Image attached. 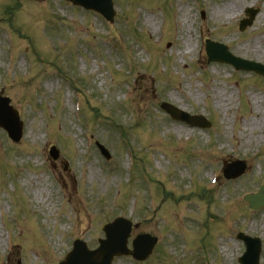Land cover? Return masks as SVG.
<instances>
[{
	"label": "rangeland",
	"instance_id": "obj_1",
	"mask_svg": "<svg viewBox=\"0 0 264 264\" xmlns=\"http://www.w3.org/2000/svg\"><path fill=\"white\" fill-rule=\"evenodd\" d=\"M169 1L174 11L178 10V0ZM169 1L114 0L117 15L109 22L65 0H0V94L10 97L25 122V135L19 143L0 132V165H9L0 169V177L4 180L11 172L15 191L28 194L33 207L44 212L48 209L35 201L34 191L37 185L48 188L45 195L54 202V209L62 206L66 221L62 225L58 217L57 223L49 219L43 224L50 235L45 237L57 244L59 252L72 237L91 246L98 244L97 238L104 236L102 224L126 209L125 213L139 222L133 236L147 231L158 236V243L145 261L123 255L116 256L113 264H203L206 259L209 264H240L245 245L237 239L239 231L262 237L260 264H264V208L252 210L244 199L246 193L257 192L264 183V79L236 72L228 64L209 63L205 50L206 39L220 40L233 53L264 63V57L253 48L254 42L263 43L264 52V0L240 4L232 23L224 17L216 23L210 20L212 13L222 8L221 3L231 0H182L190 11L191 31L182 30L176 36ZM144 4L159 12L160 29L146 25V15L152 10ZM252 6L259 7L261 13L241 32L239 21L246 7ZM202 8L205 17L201 16ZM189 37L193 53L182 56L179 52L185 50ZM163 39L171 44H157ZM127 62L134 72L127 70ZM13 64L17 66L13 68ZM68 78L82 87L92 105L101 107L93 108L97 117L87 111V130L73 116V87ZM126 87L132 89L129 99L124 97ZM253 97H261V102L255 104ZM163 101L193 114L204 113L213 121L212 127L191 128L172 120L161 109ZM89 104L85 99L84 108ZM255 122L261 128H254ZM87 131L92 134L91 144L83 138ZM121 131L125 138L118 137ZM97 140L112 150V161L102 157L94 145ZM238 141L242 145L238 146ZM52 144L60 150L56 160L49 157ZM129 146L135 147L138 158L133 174L126 171L130 168L125 155ZM229 153H240L238 159L248 165L234 180L225 178L220 170L225 162L237 159ZM151 167L163 174L151 173ZM90 168L95 169V176L89 174ZM213 172L219 176L214 188L209 184ZM140 173L145 180L152 176L157 186H145ZM37 177L40 183L36 185ZM191 177L196 178V185L189 183ZM172 180L178 188L169 193L174 188ZM158 188L168 193L162 195ZM136 189L141 192L136 193ZM151 192L157 202L161 201L157 209L148 208ZM11 196L0 182L3 238L5 230L12 227L5 221L12 212L22 226V247L15 248L11 264H55L52 253L42 252L49 246L43 249V233L34 224L25 196L20 192ZM213 196L217 200L206 205ZM170 210L182 222L173 218ZM190 212L197 220L185 218ZM198 220H206L208 227L198 226ZM185 224L192 227L184 228ZM15 240L19 243L18 237ZM26 241L31 244L28 249L36 251L37 261H33L36 255L26 252Z\"/></svg>",
	"mask_w": 264,
	"mask_h": 264
},
{
	"label": "bare ground",
	"instance_id": "obj_2",
	"mask_svg": "<svg viewBox=\"0 0 264 264\" xmlns=\"http://www.w3.org/2000/svg\"><path fill=\"white\" fill-rule=\"evenodd\" d=\"M248 0H231V1H227L225 4H222V8H218L217 10L214 11V9H212V11H214V13H212V17H211V21H213V23H216L215 21L218 19H221V17H224L225 20H227V22L231 23L230 20L234 19V17L238 14V10H239V6L240 4H246ZM179 5V9H178V14L180 19L182 20V22H180L181 26H182V30L189 32L191 31V28L188 26L189 24V20H190V12L188 11V9L186 7H184L182 2L178 3ZM214 14V16H213ZM159 19L157 18V16L155 14L153 15H146V25L148 27L151 28H156L155 26H157L159 23L157 22ZM179 26V24H178ZM160 27V26H159ZM181 30V29H180ZM179 31V29H178ZM191 37H189L186 41H185V54H190L193 50L192 48V41H191ZM251 38L249 40V43L251 42ZM256 42H254L253 48L256 54H258L260 57H264V52L263 50V43L260 45H255ZM181 54V53H180ZM255 100V104H259L261 101V97H253ZM264 103V101H262ZM258 121V120H257ZM258 125H260L259 122H255L254 128H261ZM256 130V129H255ZM260 138V136H257L258 140ZM253 141V140H252ZM252 141H248V142H252ZM255 141V140H254ZM241 143H239L238 141V146ZM242 145V144H241ZM247 148V147H244ZM90 173L92 176H95V169L90 168ZM47 187H43L41 185H38L37 188L35 189L34 193H35V201L38 200L40 203H44V205L49 209L50 213H51V208L53 206V202H49V196L45 195V191H47ZM228 248V246L226 247Z\"/></svg>",
	"mask_w": 264,
	"mask_h": 264
},
{
	"label": "water",
	"instance_id": "obj_3",
	"mask_svg": "<svg viewBox=\"0 0 264 264\" xmlns=\"http://www.w3.org/2000/svg\"><path fill=\"white\" fill-rule=\"evenodd\" d=\"M88 5H92V4H89V3H87ZM253 14H254V12H253ZM250 22V21H249ZM211 51H213L212 50V48L209 46V53H210V55H211ZM170 109V108H169ZM172 111V110H171Z\"/></svg>",
	"mask_w": 264,
	"mask_h": 264
}]
</instances>
